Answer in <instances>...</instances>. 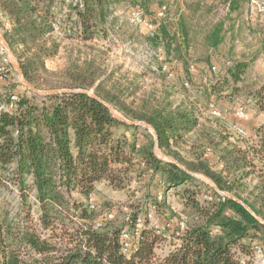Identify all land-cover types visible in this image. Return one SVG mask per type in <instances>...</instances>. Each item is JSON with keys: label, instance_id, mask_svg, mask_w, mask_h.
<instances>
[{"label": "trees", "instance_id": "obj_1", "mask_svg": "<svg viewBox=\"0 0 264 264\" xmlns=\"http://www.w3.org/2000/svg\"><path fill=\"white\" fill-rule=\"evenodd\" d=\"M65 1L0 0V13L10 24L3 39L35 89L60 48L54 34L87 42L97 36L99 23H106L107 2L80 0L68 4L74 14L61 28L52 6ZM150 4L134 0L130 5L153 27L147 39L156 53L154 73L166 86L147 88L143 75L114 82L112 74L87 60L58 78L52 74L59 81L51 87L45 83L52 92L40 103L18 93L15 109L0 113V187L16 193L13 212L0 197V264H249L241 257L251 258L253 243L264 242V125L255 127L254 135L243 130L245 135L233 136L218 118L206 116L207 94L220 100L238 93L245 65L215 73L209 53L218 49L222 24L197 41L192 18L167 13L158 19ZM200 62L217 79L205 84L203 99L195 100L189 90ZM169 73L176 75L178 87L169 86ZM225 88L231 89L226 96ZM250 95L263 112L264 83ZM7 96L8 91L0 93V107ZM188 143L202 151L192 160L173 150ZM156 148L173 162L157 157ZM195 174L212 184L198 182ZM132 181L144 184L139 201L144 205L129 215L114 213L110 202H93L99 185L123 190ZM172 189L177 201L168 203ZM149 211L166 227L165 234L148 229ZM108 213L114 218L94 228ZM138 217L145 222L135 252L126 257L121 231L132 230ZM162 242L173 247L160 256Z\"/></svg>", "mask_w": 264, "mask_h": 264}, {"label": "rangeland", "instance_id": "obj_2", "mask_svg": "<svg viewBox=\"0 0 264 264\" xmlns=\"http://www.w3.org/2000/svg\"><path fill=\"white\" fill-rule=\"evenodd\" d=\"M104 1L107 2L103 4V9H106L105 11L107 12L105 17L107 18L106 23H99L96 28L98 34L94 37V39L87 42H80L78 40H66L61 37L59 33L54 34V37L58 38L61 42L60 48L58 49L57 55L47 61L49 74L42 75L44 81L42 80L41 87L38 89L33 87L36 92L31 90L22 82L26 80L23 78L22 74L20 75L13 67V65H18V62L7 46L10 60L13 64V71L5 81L7 83L6 88H8L7 100H9V97L12 94H16L18 96V93H22L29 99L34 98L35 103H40L42 96L52 92V90H49L46 87L45 83L48 84L50 82L51 87L55 85V82L59 81H54V74H56L58 78L62 76V73H65V71L73 70V67L75 66H83L84 62L87 60L94 61L95 65L99 66L103 73L112 74V80H114V82H124L125 79L131 80L134 77L143 75L147 88L153 86L162 88L166 86L161 77L162 75L154 73L156 72L157 63L154 60V56L156 54L154 52L155 49L149 45L147 39V36L151 33V29H149L148 26L149 22L133 24L129 20L128 10L132 7L130 5L131 0ZM160 1L161 0H149L151 4L158 3ZM172 1L174 3L176 0ZM184 1L183 6L187 9V12L191 16L193 20L192 23L195 24L198 38L202 37V34L211 30L215 21V15L213 16L208 13L205 6H197V4H195L197 3L195 2L196 0ZM71 2L77 3L78 1L66 0L65 3L52 6V12L61 21L59 23L61 28L64 26L62 21L66 20L68 16H73L74 14L72 8L70 9L68 5ZM171 11L172 8L169 6L168 13H172V15L175 16L174 11ZM244 19H246L245 15ZM258 20L259 19L257 18H253L251 20L242 21L239 25L238 34H236L235 37L230 34L232 32L231 26L229 24L226 25V28H223V34L224 36L227 35V39L218 48L219 50H214L209 53V58L210 60L212 59L213 66H216L215 73L220 71L224 74L227 68L234 66L235 64L240 63L245 65V71L242 75L243 82L238 84V87L240 88L238 93H234L232 96L230 95V98H228L226 95L231 93V89L225 88L222 92L226 97L220 100L217 99V95L207 94L208 101L211 104L210 106H212V108L216 110L219 115L212 116L207 113L206 116L211 120L218 118L220 122L224 123L226 129L233 136H240L238 133L239 129L244 130L248 135H254L253 129L255 126H258L257 124L260 123L261 124L259 126L264 125V111H257L253 100L254 98L250 95L251 91L254 92L260 90L264 83V48L258 46V43H260V36L254 35L256 32H253L256 29L260 30L264 39V29ZM71 26L72 25L69 24V27ZM226 30L227 34L225 32ZM2 43L6 44L3 40ZM161 55H163V53H161ZM114 70L115 74H113ZM175 76V74H172L171 77H168L169 86L172 88L178 87V84L175 83L174 80ZM212 78L213 81H215L214 79L216 77L213 76ZM173 84H176V87ZM185 85L188 86L187 84ZM60 90L61 92L67 91L65 89ZM204 90L205 85L198 83L195 79L192 89L189 90V94L196 98L195 100L203 99V96H205ZM88 93H92V91H88ZM239 107H242L245 110L247 114L246 120H239L236 118L234 112L235 109ZM111 113L118 119L123 118L121 113L115 109H111ZM197 146L198 144H195V147L189 143L179 144L174 147L173 150L178 152L183 159L192 160L196 153L202 152L197 148ZM155 152L157 157L160 159L173 162L171 157L162 153L158 148H156ZM195 177L198 182L212 184L211 180L201 174H195ZM143 186L144 184L138 185V183L136 184L133 181L123 190H114L105 185H99L93 195V202H101V204L104 202H110L114 207L113 212L123 218L126 215H129L134 207L137 209L139 207H143V202H139L141 200L142 192H144ZM168 193V203H175L177 200L174 196V190H169ZM160 195L161 194H158V197ZM15 196V192L10 193L9 190L0 187V197L2 198V202H10V209H12V212L15 211ZM160 200H162V196ZM143 211L144 209H142V212ZM157 247V252H159V254H163L165 250H169L173 246L168 242H162L158 244ZM255 247H258L262 251L261 257L256 258V256H254ZM241 260L249 264H264V242L255 241L252 245V257H241Z\"/></svg>", "mask_w": 264, "mask_h": 264}, {"label": "built area", "instance_id": "obj_3", "mask_svg": "<svg viewBox=\"0 0 264 264\" xmlns=\"http://www.w3.org/2000/svg\"><path fill=\"white\" fill-rule=\"evenodd\" d=\"M77 1L80 3V0ZM246 2H247L246 12H245L246 20L257 18L259 19L258 21H260V24L264 29V0H246ZM168 10H169V6L167 7V5H163L156 13V17L158 19L165 18L167 16ZM231 12H232V6L229 1L218 3L214 8L215 21L217 22L221 21L222 19L228 17L231 14ZM128 18L133 24H142L144 22H148L143 12L136 7H130V9L128 10ZM148 26L149 29H151L152 31L153 30L152 25L149 23ZM158 59L159 61L162 60L161 57H159ZM12 65L13 64L10 60L8 49L1 44L0 45V82H5L6 79L9 77V71H10L9 66L12 67ZM167 68L168 67L166 65H163L162 71H166ZM171 76L172 74L169 73L168 77ZM17 100H18V96L16 94H12L9 97L8 102H6L0 107V113L2 111H13L15 109V104ZM234 113L236 118H238L239 120L247 119V114L242 107L236 108ZM210 115L218 116L219 113L216 110H214L211 106ZM238 133L241 135H245L242 129H239ZM160 199H161V195L158 197L159 201ZM90 205L93 208L92 200H90ZM113 218H114V214L112 213L104 214L103 217L95 221L94 228H101L103 225V221L111 220ZM146 220L148 222L149 230H152L156 235L159 236L165 234L166 227L161 222H159V220L155 217L153 211L148 212V214L146 215ZM144 222H145L144 218L138 217L134 223V227L132 228V230H128L127 227L122 229L119 239V245L121 252L124 256L129 257L135 252L136 245L138 242V237L144 225ZM180 228L181 230L184 229L183 222L180 223ZM169 250H165L164 253L168 252ZM157 254L160 256L163 255V254H159V252H157ZM254 256H256V258L262 256V251L258 247H255Z\"/></svg>", "mask_w": 264, "mask_h": 264}, {"label": "crops", "instance_id": "obj_4", "mask_svg": "<svg viewBox=\"0 0 264 264\" xmlns=\"http://www.w3.org/2000/svg\"><path fill=\"white\" fill-rule=\"evenodd\" d=\"M133 1L134 0H131L130 4H132ZM137 1L138 2H142V1H145V2L148 1L149 2V0H137ZM225 1H229L231 3L232 12H231V14L228 17L222 19L221 21H219V22L214 21V24H217V23L218 24H222L221 25V33L219 34V37L221 38V42L219 43L217 48H219L221 46V44L223 42H225V40L227 39V35H226L227 34V30L225 31L226 32V34H225L226 36H224V34H223V28L224 27L226 28V25L229 24L231 26L232 32L230 34L233 37H235L236 34H238L240 23L242 21L246 20V19H244V15H245V12H246V7H247L246 3L247 2H246V0H209V1H207V0H196L195 1V2H197V3H195V4H197V6H199V7L200 6L201 7L205 6V9L207 10V12L212 14L213 16H214V8H215L214 6H215V4L218 3V2H225ZM184 2H185L184 0H176L174 3H173L172 0H161L160 1L161 5H159V2L158 3H152V4H150V8L155 13H157L159 11L160 7H162L163 5H167V6H170V8H172L171 12L174 11V15L175 16H173L172 13L171 14L169 13V15H172L176 19L177 18L181 19L182 17L191 18V16L187 12V9H185L184 6H183ZM0 21H1L0 22V25H1V27H0V37H2V38H0V45L2 44V45H4L7 48V45L2 43V40H3L4 43H6L5 40L3 39V30L9 29L10 24L7 21V19L4 16H2V13H0ZM253 32H256V33H254V35L260 36V43H258V46L261 47V48H264V39L262 37V34H261L260 30L256 29ZM196 36H197L196 39L198 41L199 40L198 35L196 34ZM201 48L202 47L198 46L196 48V50L198 52L202 51V53H203V50ZM217 50H219V49H217ZM210 63H211L210 65H212V67L215 69L216 66H213L212 59L210 60ZM176 66H177V71L181 72V66L179 64H176ZM212 75L213 76L214 75L217 76L216 74H211L208 71L207 63L200 62V63H198L196 65V68H195L194 72L192 73L191 78H192L193 83H194V81L196 79L198 81V83H202L203 85H205L208 82L213 81V78H212L213 76ZM185 84H187V83H185ZM6 85H7L6 82H0V93H4V92L8 91L7 90L8 88H6ZM209 114H210V112H209ZM259 117H260V115H259ZM260 124H257V125L259 126ZM258 126H255V127H258Z\"/></svg>", "mask_w": 264, "mask_h": 264}, {"label": "water", "instance_id": "obj_5", "mask_svg": "<svg viewBox=\"0 0 264 264\" xmlns=\"http://www.w3.org/2000/svg\"><path fill=\"white\" fill-rule=\"evenodd\" d=\"M13 67L16 69V71L21 75V70H20V68H19V66L18 65H13ZM26 86H28L31 90H33V91H35L36 92V90L32 87V86H30L26 81H22ZM120 120H122V121H125L123 118H119Z\"/></svg>", "mask_w": 264, "mask_h": 264}]
</instances>
